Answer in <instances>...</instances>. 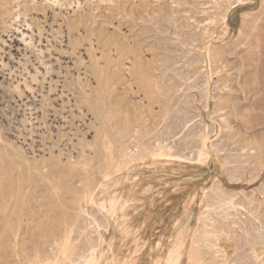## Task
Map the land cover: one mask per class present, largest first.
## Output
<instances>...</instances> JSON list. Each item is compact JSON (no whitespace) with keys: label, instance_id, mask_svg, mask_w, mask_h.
Returning a JSON list of instances; mask_svg holds the SVG:
<instances>
[{"label":"rangeland","instance_id":"obj_1","mask_svg":"<svg viewBox=\"0 0 264 264\" xmlns=\"http://www.w3.org/2000/svg\"><path fill=\"white\" fill-rule=\"evenodd\" d=\"M44 1L46 0H7L8 6L14 8L25 5H35L37 9L52 7L56 13V22L60 23L62 20V26H67L70 17L72 22L69 30L72 36L78 38L80 44H93L95 57H98L97 64L103 71L102 80L107 86L111 84L114 88V94L109 95L110 100L126 104L118 106L114 119L109 113L110 100L97 108L94 126L99 130L98 142L84 147L86 156L79 157V163L74 168L71 167L72 173L76 175L73 184L78 187L77 190H48L46 193L43 190L28 189L0 190V264H31L28 260L32 259L31 256H34L36 250H41L42 253L43 241L46 239L52 241L41 258L46 261L57 257L60 259L58 264H82L83 261L85 264H166L168 254L182 239L187 240L188 246L190 245L191 235L199 228V219L203 216H209L215 221L214 226L224 229L218 241V245L221 244L226 251L227 260L224 264H236L237 261V264H259L260 261V264H264V0ZM156 21L160 22L159 25ZM256 22L257 28L254 27ZM133 57L139 59L137 72L133 70L125 73L123 77L119 76L118 66ZM249 61L252 62L253 69L249 67L251 65L247 66ZM94 66L90 62L85 63L90 74L94 73ZM70 87L77 91L74 84ZM106 95L108 97V92ZM147 102L149 103L146 104ZM124 119H128L134 129L128 156L114 155L115 176L105 189L83 190L86 182H89L90 189L95 186L100 179L97 170L108 159L107 150L110 144L104 134L116 136ZM103 145L107 150L102 148ZM145 151H149V154ZM229 197H232L237 211L229 210L226 219L223 217L222 203ZM29 200L32 203L28 204ZM78 206L89 211L88 214L83 213L81 221L73 218ZM5 214L9 216L8 220H3ZM12 216L15 218H11ZM48 230H51V234ZM67 231L72 236L67 250L69 258L63 257L58 247ZM259 232L263 237L258 236ZM213 239L216 240V237ZM25 245L26 248H23ZM254 250L261 255V259H258L260 256L254 257ZM184 258L186 264V253Z\"/></svg>","mask_w":264,"mask_h":264},{"label":"bare ground","instance_id":"obj_2","mask_svg":"<svg viewBox=\"0 0 264 264\" xmlns=\"http://www.w3.org/2000/svg\"><path fill=\"white\" fill-rule=\"evenodd\" d=\"M17 1V0H16ZM23 1V0H22ZM36 1V0H35ZM43 1V0H42ZM48 1V0H46ZM44 1V2H46ZM105 1V0H104ZM107 1V0H106ZM126 1V0H125ZM173 1V0H172ZM176 1V0H175ZM188 0H186L187 2ZM190 1V0H189ZM192 1V0H191ZM209 1V0H208ZM221 1V0H220ZM223 1V0H222ZM221 1V2H222ZM249 1V0H248ZM33 2V0H32ZM41 2V1H40ZM50 2V1H49ZM48 2V3H49ZM56 2V1H55ZM109 2V1H108ZM123 2V1H122ZM182 1H180L181 3ZM202 2V1H201ZM206 2V0H205ZM211 2V1H210ZM228 2V1H227ZM51 3V2H50ZM80 3V2H79ZM97 3V1H96ZM170 3V2H169ZM183 3V2H182ZM193 3V2H192ZM208 3V2H207ZM232 3V2H231ZM230 3V4H231ZM11 4V3H10ZM42 4V3H41ZM55 4V3H53ZM72 4V3H71ZM69 4V5H71ZM102 4V3H101ZM109 4V3H108ZM159 4V2H158ZM176 4V3H175ZM197 4V3H196ZM29 5V4H28ZM61 5V4H60ZM94 5V4H93ZM151 5V4H150ZM155 5V4H154ZM157 5V4H156ZM170 5V4H169ZM184 5V4H182ZM182 5H180L182 7ZM194 5V4H193ZM64 6V5H63ZM72 6V5H71ZM172 6V5H171ZM197 6V5H196ZM226 6V5H225ZM228 6V5H227ZM73 7V6H72ZM76 7V5H75ZM165 7V6H164ZM190 7V6H189ZM217 7V6H216ZM219 7V5H218ZM221 7V6H220ZM229 7V6H228ZM63 8V7H62ZM174 8V7H173ZM179 8V7H178ZM200 8V7H199ZM223 8V6H222ZM92 9V8H91ZM164 9V8H163ZM176 9V8H175ZM183 9V8H182ZM188 9V8H187ZM203 9V8H202ZM208 9V8H207ZM89 10V9H88ZM162 10V9H161ZM167 10V9H166ZM179 10V9H178ZM177 10V11H178ZM194 10V9H193ZM225 10V9H224ZM206 11V10H205ZM94 12V11H93ZM96 12V11H95ZM145 12V11H144ZM174 12V10H173ZM211 12V11H210ZM123 13V11H122ZM161 13V12H158ZM156 13V14H158ZM163 13V12H162ZM166 13V12H165ZM187 13V12H185ZM204 13V12H203ZM219 13V12H218ZM68 14V12H65ZM167 14V13H166ZM182 14V13H181ZM202 14V13H201ZM221 14H224V12ZM89 15V14H88ZM125 15V14H124ZM133 15V14H132ZM160 15V14H159ZM162 15V14H161ZM170 15V14H169ZM168 15V17H169ZM188 15V14H187ZM191 15V14H190ZM204 15V14H203ZM212 15V14H211ZM262 16V14H260ZM70 16V14H69ZM123 16V15H122ZM164 16V15H163ZM186 16V15H185ZM210 16V15H209ZM221 16V15H220ZM56 13L52 7L37 9L35 5L9 7L7 0H0V190H77L73 181L76 175L71 167L79 163V157H85L84 147L98 142L99 130L94 126L97 108L105 105L114 94V88L102 80V68L97 64L95 49L91 43L80 44L78 38L70 32L72 20L67 26L62 20L57 23ZM131 17V16H130ZM134 17V16H133ZM148 17V16H147ZM151 17V16H150ZM166 17V15H165ZM173 17V16H172ZM171 17V18H172ZM188 17V16H187ZM225 17V16H224ZM241 17V16H240ZM245 17V16H244ZM68 19V17H66ZM95 18V17H93ZM126 18V17H125ZM145 18V17H144ZM157 18V16H156ZM98 19V18H97ZM122 19V18H121ZM132 19V17H131ZM143 19V18H142ZM175 19V18H174ZM193 19V18H192ZM201 19V18H200ZM100 20V18H99ZM165 20V19H164ZM168 20V19H167ZM180 20V19H179ZM178 20V21H179ZM202 20V19H201ZM204 20V19H203ZM202 20V21H203ZM216 20V19H215ZM244 20V19H243ZM70 21V22H69ZM98 21V20H97ZM126 21V20H125ZM142 21V20H141ZM145 21V19H144ZM152 21V19H151ZM163 21V20H162ZM192 21V20H191ZM217 21V20H216ZM223 21V19H222ZM140 22V21H139ZM157 22V21H156ZM159 22V21H158ZM158 22L156 24H158ZM189 22V20H188ZM69 23V24H68ZM106 23V22H105ZM160 23V22H159ZM172 23V22H171ZM193 23V22H192ZM197 23V22H196ZM152 24V23H151ZM169 24V23H168ZM191 24V22H190ZM207 24V23H206ZM159 25V24H158ZM176 25V24H175ZM185 25V24H184ZM194 25V24H193ZM192 25V26H193ZM217 25V24H216ZM55 26V28H54ZM162 26V25H161ZM170 26V25H168ZM200 26V25H199ZM203 26V25H202ZM211 26V24H210ZM258 22L254 25L257 28ZM94 27V26H93ZM108 27V26H107ZM136 27V26H135ZM186 27V26H184ZM189 27V25H188ZM214 27V26H213ZM144 28V27H143ZM142 28V29H143ZM146 28V27H145ZM172 28V27H171ZM199 28V27H198ZM212 28V27H211ZM135 29V28H134ZM166 29V28H165ZM182 29V28H181ZM194 29V28H193ZM141 30V29H139ZM144 30V29H143ZM157 30V29H156ZM173 30V29H172ZM185 30V29H184ZM203 30H205L203 28ZM207 30V29H206ZM134 31V30H133ZM198 31V30H197ZM209 31V30H208ZM162 32V31H161ZM181 32V31H180ZM187 32V31H185ZM239 32V31H238ZM143 33V32H142ZM182 33V32H181ZM192 33V32H191ZM197 33V32H196ZM205 33V32H204ZM225 33V32H223ZM145 34V33H144ZM155 34V33H154ZM158 34V33H157ZM163 34V33H162ZM201 34V33H200ZM209 34V33H208ZM220 34V33H219ZM143 35V34H142ZM147 35V34H145ZM167 35V34H166ZM189 35V34H188ZM202 35V34H201ZM204 35V34H203ZM212 35V34H211ZM225 35V34H224ZM153 36V35H152ZM178 36V35H177ZM182 36V35H181ZM180 36V37H181ZM195 36V33H194ZM248 36V35H247ZM143 37V36H142ZM187 37V36H186ZM144 38V37H143ZM151 38V37H150ZM166 38V37H165ZM92 39V38H91ZM174 39V38H173ZM186 39V38H185ZM191 39V38H190ZM189 39V40H190ZM195 39V38H194ZM201 39V38H200ZM221 39V38H220ZM145 40V39H144ZM148 40V39H147ZM146 40V41H147ZM156 40V39H155ZM158 40V39H157ZM169 40V39H168ZM94 41V40H93ZM165 41V40H164ZM188 41V40H187ZM191 41V40H190ZM193 41V40H192ZM158 42V41H157ZM182 42V41H181ZM247 42V41H246ZM147 43V42H146ZM153 43V42H152ZM161 43V42H160ZM174 43V42H173ZM179 43V42H177ZM197 43V42H196ZM200 43V42H198ZM249 43V42H248ZM155 44V43H153ZM159 44V43H158ZM246 44V43H245ZM176 45V44H175ZM214 45V44H213ZM170 46V45H169ZM180 46V45H179ZM194 46V45H193ZM156 47V46H155ZM187 47V46H186ZM212 47V45H211ZM215 47V46H214ZM165 48V47H164ZM200 48V47H199ZM220 48V47H219ZM222 48V47H221ZM213 49V48H212ZM175 50V49H173ZM183 50V49H182ZM196 50V49H195ZM154 51V50H153ZM226 51V50H225ZM255 51V50H254ZM113 52V50H112ZM155 52V51H154ZM174 52V51H173ZM186 52V51H185ZM189 52V51H188ZM201 52V51H200ZM253 52V51H252ZM160 53V52H159ZM166 53V52H165ZM190 53V52H189ZM232 53V51H231ZM154 54V53H153ZM170 54V53H169ZM174 54V53H173ZM194 54V53H193ZM196 54V53H195ZM210 54V53H209ZM216 54V53H215ZM243 54V53H242ZM182 55V54H181ZM199 55V54H198ZM229 55V53H228ZM236 55V54H235ZM184 56V55H183ZM195 56V55H194ZM206 56V55H205ZM217 56V55H216ZM263 56V55H262ZM100 57V56H99ZM104 57V56H103ZM181 57V56H180ZM161 58V57H160ZM166 58V57H165ZM170 58V57H169ZM197 58V57H196ZM203 58V57H202ZM212 58V57H211ZM129 59V58H128ZM173 59V58H172ZM201 59V58H200ZM199 59V60H200ZM216 59V58H215ZM230 59V58H229ZM106 60V58H105ZM104 60V61H105ZM113 60V58H112ZM116 60V59H115ZM114 60V61H115ZM170 61V60H169ZM178 61V60H176ZM188 62V60H185ZM190 61V60H189ZM193 61V59H192ZM191 61V62H192ZM198 61V60H197ZM213 61V60H212ZM253 61V60H252ZM261 61V60H260ZM94 64V75L85 68V63ZM109 62V61H108ZM116 62V61H115ZM139 59L126 60L117 68L119 76L131 71L137 72ZM156 62V61H155ZM171 62V61H170ZM173 62V60H172ZM171 62V63H172ZM179 62V61H178ZM194 62V61H193ZM201 62V61H200ZM220 62V61H219ZM154 63V62H153ZM190 63V62H189ZM198 63V62H197ZM214 63V62H213ZM151 64V63H150ZM156 64V63H154ZM215 64V63H214ZM219 64V63H218ZM246 64V63H245ZM152 65V64H151ZM163 65V64H162ZM161 65V66H162ZM173 65V64H172ZM198 65V64H197ZM221 65V63H220ZM251 65V66H249ZM261 65V64H259ZM112 66V65H111ZM156 66V65H155ZM166 66V65H165ZM175 66V65H173ZM192 66V65H191ZM251 69L252 62L247 63ZM116 67V66H115ZM181 67V66H180ZM184 67V66H183ZM190 67V66H189ZM194 67V65H193ZM208 67V66H207ZM206 67V68H207ZM221 67V66H220ZM170 68V67H168ZM199 68V67H198ZM222 68V67H221ZM220 68V69H221ZM158 69V68H157ZM161 69V68H160ZM187 69V68H186ZM189 69V68H188ZM196 69V68H195ZM200 69V68H199ZM249 69V68H248ZM255 69V68H254ZM141 70V69H140ZM203 70V69H202ZM263 70V69H262ZM116 71V70H115ZM173 71V70H172ZM185 71V70H184ZM214 71V70H212ZM217 71V70H216ZM215 71V72H216ZM219 71V70H218ZM221 71V70H220ZM219 71V72H220ZM244 71V70H243ZM175 72V71H174ZM183 72V71H182ZM193 72V71H192ZM238 72V71H237ZM106 73V72H105ZM155 73V72H154ZM160 73V72H159ZM169 73V72H168ZM217 73V72H216ZM221 73V72H220ZM161 74V73H160ZM185 74V73H184ZM193 74V73H192ZM203 74V73H202ZM256 74V73H255ZM263 73H261L262 75ZM183 75V73H182ZM214 75V74H213ZM218 75V74H216ZM162 76V75H161ZM170 76V75H169ZM185 76V75H184ZM189 76V75H188ZM203 76V75H202ZM206 76V75H205ZM255 76V75H254ZM105 77V76H104ZM138 77V76H137ZM156 77V76H155ZM164 77V75H163ZM167 77V76H166ZM244 77V75H243ZM250 77V76H249ZM256 77V76H255ZM185 78H187L185 76ZM184 78V79H185ZM189 78V77H188ZM197 78V77H195ZM216 78V77H215ZM220 78V77H219ZM225 78V77H224ZM262 78V77H261ZM166 79V78H165ZM177 79V78H176ZM179 79V78H178ZM183 79V78H182ZM206 79V78H205ZM222 79V78H221ZM229 79V78H228ZM146 80V79H145ZM162 80V79H161ZM203 80V79H202ZM215 80V79H214ZM253 80V79H252ZM261 80V79H260ZM156 81V80H155ZM160 81V80H159ZM183 81V80H182ZM200 81V80H199ZM218 81V80H217ZM255 82V80H253ZM252 81V82H253ZM142 82V81H141ZM166 82V81H165ZM181 82V81H179ZM203 82V81H202ZM250 82V81H249ZM253 82V83H254ZM137 83V82H136ZM146 83V82H145ZM153 83V82H152ZM161 83V82H160ZM183 85V82H181ZM213 83V82H212ZM242 83V81H241ZM74 84L77 91L71 89ZM132 84V83H130ZM172 84V83H170ZM193 84V83H192ZM195 84V80H194ZM198 84V83H197ZM219 84V83H218ZM128 85V84H127ZM139 85V84H138ZM153 85H155L153 83ZM173 85V84H172ZM212 85V84H211ZM217 85V84H216ZM226 85V84H224ZM169 86V85H168ZM214 86V85H213ZM212 86V87H213ZM243 86V85H242ZM264 86V85H263ZM178 87V86H177ZM180 87V86H179ZM187 87V86H186ZM218 87V86H217ZM222 87V86H221ZM226 87V86H225ZM143 88V87H142ZM204 88V87H203ZM206 88V87H205ZM258 88V87H256ZM75 89V88H74ZM156 89V88H155ZM165 89V88H164ZM173 89V88H172ZM181 89V88H180ZM218 89V88H217ZM140 90V89H139ZM147 90V89H146ZM176 90V89H175ZM183 90V87H182ZM206 90V89H205ZM220 90V89H219ZM149 91V90H148ZM187 91V90H186ZM194 91V89H193ZM214 91V90H213ZM247 91V90H246ZM108 92V97H107ZM146 92V91H145ZM151 92V90H150ZM149 92V93H150ZM157 92V90H156ZM199 92V91H198ZM251 92V91H250ZM166 93V92H165ZM172 93V92H170ZM178 93V91H177ZM193 93V92H192ZM258 93V92H257ZM130 94V93H129ZM147 94V92H146ZM154 94V92H153ZM187 94V93H185ZM242 94V93H241ZM250 94V93H249ZM248 94V95H249ZM255 94V93H254ZM106 95V96H105ZM121 95V94H120ZM156 95V94H155ZM177 95V94H176ZM195 95V94H194ZM192 95V96H194ZM198 95V93H197ZM133 96V95H132ZM152 96V95H151ZM172 96V95H171ZM170 96V97H171ZM229 96V95H228ZM252 96V95H250ZM260 96V95H258ZM157 97V96H156ZM185 97V96H184ZM190 97V96H189ZM199 97V96H198ZM247 97V96H246ZM108 98V99H107ZM159 98V97H158ZM175 99V97L173 96ZM193 98V97H191ZM252 98V97H251ZM134 99V98H133ZM157 99V98H156ZM162 99V98H161ZM179 99V98H178ZM185 99V98H184ZM189 99V98H188ZM187 99V100H188ZM234 99V98H233ZM247 99H249L247 97ZM182 100V99H181ZM186 100V101H187ZM219 100V99H218ZM167 101V100H166ZM170 101V100H169ZM199 101V99H198ZM206 101V100H205ZM222 101V100H221ZM234 101V100H233ZM243 101V100H242ZM153 102V100H152ZM157 102V101H155ZM163 102V101H162ZM204 102V101H203ZM217 102V101H216ZM237 102V101H236ZM235 102V103H236ZM240 102V101H239ZM248 102V101H247ZM147 102L146 104H148ZM178 103V102H177ZM233 103V102H232ZM244 103V102H243ZM126 103L110 100V115L114 119L118 106ZM156 104V103H155ZM193 104V103H192ZM129 105V104H128ZM152 105V104H151ZM199 105V104H198ZM202 106V104H200ZM244 105V104H243ZM246 105V104H245ZM167 106V105H166ZM190 106V104H189ZM204 106V105H203ZM161 107V106H160ZM107 108V107H106ZM122 108V107H121ZM166 108V107H165ZM179 108V107H178ZM201 108V107H200ZM206 108V107H205ZM215 108V107H214ZM220 108V107H219ZM170 109V108H169ZM181 109V108H180ZM195 109V108H194ZM177 109H175L176 111ZM99 111V110H98ZM143 111V110H142ZM180 111V110H179ZM178 111V112H179ZM187 111V110H186ZM189 111V110H188ZM212 111V110H211ZM214 111V110H213ZM137 112V111H136ZM221 112V111H220ZM245 112V110H244ZM108 113V112H107ZM143 113V112H142ZM180 113V112H179ZM185 113V112H184ZM183 113V114H184ZM213 113V112H212ZM173 114V113H172ZM178 114V113H177ZM222 114V113H221ZM124 115V113H123ZM155 115V114H154ZM219 115V114H217ZM236 115V114H235ZM246 115V112H245ZM107 116V115H106ZM157 116V115H155ZM189 116V115H188ZM196 116V115H194ZM237 116V115H236ZM167 117V116H166ZM170 117V116H169ZM211 117V116H210ZM216 117V116H215ZM177 118V117H176ZM183 118V116H182ZM186 118V117H185ZM238 118V116H237ZM173 119V118H172ZM180 119V118H179ZM178 119V120H179ZM188 119V118H187ZM192 119V118H191ZM239 119V118H238ZM144 120V119H143ZM220 120V118H219ZM234 120V119H233ZM237 120V119H236ZM253 120V119H252ZM171 121V120H170ZM176 121V120H175ZM189 121V120H188ZM104 122V121H103ZM172 122V121H171ZM178 122V121H177ZM193 122V121H192ZM161 123V122H159ZM162 124V123H161ZM169 124V123H168ZM177 124V123H176ZM182 124V122H181ZM209 124V123H208ZM211 124V123H210ZM225 124V123H224ZM242 124V123H241ZM244 124V123H243ZM115 125V124H114ZM173 125V124H172ZM194 125V123L192 124ZM197 125V124H195ZM206 125V123H205ZM246 125V123H245ZM148 125H146L147 127ZM160 126V125H159ZM225 126V125H224ZM229 126V125H228ZM227 126V127H228ZM250 126V125H249ZM105 127V126H104ZM162 127V126H161ZM212 127V126H211ZM171 128V126H170ZM174 128V127H173ZM186 128V127H185ZM190 128V127H189ZM188 128V129H189ZM205 128V127H204ZM214 128V126H213ZM212 128V129H213ZM249 128V127H248ZM247 128V129H248ZM143 129V128H142ZM156 129V128H155ZM159 129V128H158ZM167 129V128H166ZM176 129V128H175ZM201 129V128H200ZM203 129V128H202ZM211 129V128H210ZM152 130V129H150ZM179 130V129H178ZM184 130V129H183ZM182 130V132H184ZM208 130V129H207ZM226 130V129H224ZM229 130V129H227ZM107 131V130H106ZM112 131V130H111ZM133 125L124 119L116 136H104L110 144L108 159L100 166L97 173L100 179L90 189L86 182L83 190H103L114 179V155L128 156L132 142ZM144 131V130H141ZM157 131V130H156ZM164 131V130H163ZM249 131V130H248ZM179 132V131H178ZM192 132V130H191ZM190 132V133H191ZM194 132V131H193ZM192 132V133H193ZM210 132V131H209ZM227 132V131H226ZM107 133V132H106ZM162 133V132H161ZM165 133V132H164ZM176 133V132H175ZM188 133V132H187ZM189 133V134H190ZM200 133V132H199ZM103 134V133H102ZM167 134V133H166ZM224 133H222L223 135ZM182 135V134H181ZM199 135V134H198ZM169 136V135H168ZM190 136V135H189ZM197 136V135H196ZM178 137V136H177ZM193 135L191 136V138ZM90 138V141L88 140ZM155 138V137H154ZM159 138V137H158ZM167 138V136H166ZM173 138V137H172ZM175 138V137H174ZM182 138V137H181ZM179 138V139H181ZM224 138V137H223ZM183 139V138H182ZM221 139V138H220ZM226 139V138H224ZM190 140V137H189ZM194 140V139H193ZM222 140V139H221ZM144 141V140H143ZM167 141V140H166ZM185 141V140H184ZM195 141V140H194ZM209 141V140H208ZM220 141V140H219ZM255 141V140H254ZM105 142V140H104ZM134 142V141H133ZM147 142V141H146ZM196 142V141H195ZM213 142V140H212ZM244 142V140H243ZM250 142V141H248ZM157 143V142H156ZM170 143V142H169ZM188 143V142H187ZM219 143V142H218ZM228 143V142H227ZM245 143V142H244ZM103 144V143H102ZM106 144V143H105ZM134 144V143H133ZM146 144V143H145ZM171 144V143H170ZM210 144V143H209ZM215 144V143H214ZM217 144V143H216ZM242 144V143H241ZM247 144V143H246ZM107 145V144H106ZM149 145V144H148ZM155 145V144H154ZM194 145V144H193ZM200 145V144H199ZM205 145V144H204ZM203 145V146H204ZM226 144H224L225 146ZM228 145V144H227ZM250 145V144H249ZM252 145V144H251ZM162 146V145H161ZM179 146V145H178ZM230 146V145H229ZM159 147V146H158ZM171 147V146H170ZM182 147V146H181ZM191 147V146H190ZM218 147V146H217ZM238 147V146H237ZM147 148V147H146ZM198 148V146H197ZM214 148V147H213ZM155 149H157L155 147ZM171 149V148H170ZM175 149V148H174ZM184 149V148H183ZM181 149V150H183ZM205 149V148H204ZM239 149H241L239 147ZM249 149V148H247ZM256 149V148H255ZM101 150V148H100ZM103 150V149H102ZM103 150V151H104ZM173 150V149H172ZM177 150V149H176ZM202 150V149H201ZM159 151V150H158ZM161 151V150H160ZM193 151V150H192ZM197 151V150H194ZM220 151V150H219ZM232 151V150H231ZM264 151V149H263ZM146 152V151H145ZM147 151L146 153H148ZM186 152V151H185ZM184 152V153H185ZM259 152V151H258ZM137 153V152H135ZM170 153V152H169ZM182 153V152H181ZM211 153V152H210ZM215 153V152H214ZM217 153V151H216ZM248 153V152H247ZM250 153V152H249ZM252 153V152H251ZM131 154V153H130ZM134 154V153H133ZM149 154V153H148ZM154 154V153H153ZM157 155V153H155ZM177 154V153H176ZM186 154V153H185ZM220 154V153H219ZM260 154V153H259ZM264 154V153H263ZM105 155V153L103 154ZM160 155V154H159ZM212 155V153H211ZM106 156V155H105ZM155 156V155H154ZM180 156V155H179ZM242 156V155H241ZM248 156V155H247ZM81 157V158H82ZM157 157V156H156ZM182 157V156H181ZM195 157V156H194ZM245 157V154H244ZM259 157V156H258ZM154 158V157H152ZM196 158V157H195ZM239 158V157H238ZM250 158V157H249ZM257 158V157H256ZM142 159V158H141ZM171 159V158H170ZM174 159V158H173ZM228 159V157H227ZM242 159V158H241ZM123 160V159H122ZM229 160V159H228ZM234 160V159H232ZM250 160V159H249ZM193 161V160H192ZM223 161V160H222ZM220 161V162H222ZM227 161V160H226ZM235 161V160H234ZM247 161V160H246ZM244 162V161H243ZM250 162V161H249ZM252 162V161H251ZM259 162V161H258ZM263 162V161H262ZM209 163V162H208ZM234 163V162H233ZM248 163V161H247ZM256 163V162H255ZM261 163V161H260ZM224 164V163H223ZM240 164V163H239ZM249 164V163H248ZM251 164V163H250ZM81 165V164H80ZM86 165V164H85ZM233 165V164H232ZM237 165V163L235 164ZM241 165V164H240ZM259 165V164H258ZM226 166V165H225ZM248 166V165H247ZM250 166V165H249ZM254 166V165H253ZM84 167V166H83ZM86 167V166H85ZM257 167V166H256ZM261 167V166H260ZM241 168V167H240ZM251 168V167H250ZM259 168V166H258ZM78 169V168H77ZM125 169V168H124ZM232 169V168H230ZM234 169V168H233ZM83 170V169H82ZM85 170V168H84ZM117 170V169H116ZM215 170V169H214ZM229 170V169H228ZM238 170V169H237ZM246 170V169H245ZM250 170V169H249ZM232 171V170H231ZM235 171V170H234ZM242 171V170H239ZM261 171V170H260ZM248 172V171H247ZM253 172V171H252ZM256 172V171H255ZM232 174L234 172H231ZM236 173V172H235ZM260 173V172H259ZM85 174V173H84ZM258 174V173H257ZM238 175V174H237ZM86 176V175H85ZM236 176V175H235ZM239 176V175H238ZM237 176V177H238ZM116 179V178H115ZM232 179V178H231ZM238 180V179H237ZM236 180V181H237ZM216 181V180H215ZM233 181V180H232ZM205 183V182H204ZM215 183V182H214ZM262 183V182H261ZM213 186H216L213 184ZM212 186V187H213ZM219 186V185H218ZM264 186V185H263ZM262 186V187H263ZM216 188V187H215ZM256 188V187H255ZM258 189V188H257ZM27 190V193H28ZM228 190V189H227ZM263 190V189H262ZM260 191V189L258 190ZM56 192V191H55ZM216 192V191H215ZM218 192V191H217ZM257 192V191H256ZM243 193V192H242ZM260 193V192H259ZM15 194V193H14ZM208 194V193H207ZM235 194V193H234ZM30 195V194H29ZM204 195V194H203ZM202 195V196H203ZM233 195V194H232ZM12 196V195H11ZM23 196V195H22ZM53 196V195H52ZM206 196V195H205ZM220 196V195H218ZM223 196V195H222ZM245 196V195H244ZM250 196V195H247ZM27 197V196H26ZM31 197V196H30ZM85 197V196H84ZM89 197V196H88ZM210 197V196H209ZM214 197V196H213ZM234 197V196H233ZM260 197V196H259ZM28 198V197H27ZM26 198V199H27ZM70 198V197H69ZM221 198V197H220ZM224 198V197H223ZM10 199V198H9ZM25 199V200H26ZM35 199V198H33ZM38 199V198H37ZM57 199V198H56ZM85 199V198H84ZM90 199V198H89ZM208 199V198H207ZM218 199V198H217ZM238 199V198H237ZM252 199V198H251ZM256 199V198H255ZM212 200V199H211ZM213 201V200H212ZM211 201V202H212ZM217 201V200H216ZM221 201V200H220ZM241 201V200H239ZM10 202V201H9ZM8 202V203H9ZM15 202V201H14ZM106 202V201H105ZM209 202V201H208ZM246 202V200H245ZM263 202V201H262ZM27 203H32L30 200ZM36 203V201H35ZM97 203V202H96ZM210 203V202H209ZM240 203V202H239ZM238 203V204H239ZM242 203V202H241ZM253 203V202H252ZM14 204V203H12ZM21 204V203H20ZM25 204V203H24ZM82 204V203H81ZM99 204V203H98ZM108 204V203H107ZM205 204V203H204ZM214 204V203H213ZM217 205V203H215ZM218 204H221L220 202ZM223 217L227 219L231 210L237 211L232 197L222 203ZM23 205V204H22ZM31 205V204H30ZM37 205V204H36ZM39 205V204H38ZM37 205V206H38ZM84 205V204H83ZM253 205V204H252ZM251 205V206H252ZM7 206V205H5ZM21 206V205H20ZM24 206V205H23ZM41 206V203H40ZM80 206V205H79ZM73 214L75 220L82 219L85 209L79 207ZM111 206V205H109ZM243 206V205H242ZM250 206V204H249ZM248 206V207H249ZM255 206V205H254ZM26 207V204H25ZM32 207V206H31ZM85 207V205H84ZM99 207V206H98ZM211 207V206H210ZM246 207V206H245ZM244 207V208H245ZM247 207V209H248ZM38 208V207H37ZM89 208V207H88ZM216 208V207H215ZM218 208V206H217ZM239 208V207H238ZM32 209V208H31ZM94 209V208H93ZM96 209V208H95ZM206 209V208H204ZM36 210V208H35ZM209 210V209H208ZM218 210V209H217ZM222 210V209H221ZM230 210V211H229ZM249 210V209H248ZM247 210V211H248ZM256 210V209H255ZM254 210V211H255ZM15 211V210H14ZM23 211V210H21ZM95 211V210H94ZM102 211V210H101ZM106 211V210H105ZM211 211V210H210ZM213 211V210H212ZM219 211V210H218ZM8 213V212H7ZM11 213V212H9ZM37 213V212H36ZM93 215V211H91ZM212 213V212H211ZM253 213V212H252ZM243 214V213H242ZM251 214V213H250ZM256 214V213H255ZM263 214V213H262ZM19 215V213H18ZM37 215V214H36ZM248 215V214H247ZM1 216V215H0ZM106 216V214H105ZM219 216V215H218ZM232 216V215H231ZM253 216V215H252ZM94 217V216H93ZM100 217V216H99ZM242 217V216H241ZM255 217V216H254ZM11 218H15L12 216ZM21 218V217H20ZM85 218V217H84ZM101 218V217H100ZM220 219V217H217ZM237 218V217H236ZM261 218V217H260ZM9 216L4 215L3 220ZM17 219V218H16ZM30 219V218H29ZM104 219V216H103ZM223 219V218H222ZM230 219V218H229ZM247 219V218H246ZM251 219V216H250ZM15 220V219H14ZM25 220V219H24ZM225 220V219H224ZM222 220V222L224 221ZM240 220V219H239ZM255 220V219H254ZM263 220V219H262ZM20 221V220H19ZM99 221V220H98ZM101 221V219H100ZM209 221V222H207ZM212 221V222H211ZM243 222V220H241ZM84 222H86L84 220ZM209 216L199 219V228L191 235V243L182 239L177 247L168 254L166 264H224L226 251L218 245L221 226H214ZM230 222V221H229ZM235 222V221H234ZM254 222V221H252ZM0 223H2L0 221ZM25 223V222H24ZM27 223V222H26ZM100 223V222H99ZM98 223V224H99ZM238 223V222H237ZM249 223V221H248ZM251 223V222H250ZM255 223V222H254ZM87 224V223H86ZM257 224V223H256ZM264 224V223H263ZM83 225V224H82ZM227 225V224H226ZM230 225V224H229ZM240 225V224H239ZM92 226V225H91ZM97 227V225H95ZM103 226V225H102ZM211 226L212 228H208ZM247 226V225H246ZM254 226V225H253ZM259 226V225H258ZM257 226V227H258ZM16 227V226H15ZM78 227V226H77ZM87 227V226H86ZM100 227V226H99ZM228 227V226H227ZM237 227V226H236ZM245 227V226H244ZM260 227V226H259ZM61 228V227H60ZM203 228V229H200ZM229 228V227H228ZM242 228V227H240ZM264 228V227H263ZM69 229V228H68ZM94 229V227H93ZM98 229V228H97ZM96 229V230H97ZM200 229V230H199ZM250 229V228H249ZM256 229V228H255ZM6 230V229H5ZM242 230V229H241ZM257 230V229H256ZM16 231V230H15ZM63 231V230H62ZM78 231V230H77ZM21 232V231H20ZM33 232V231H32ZM68 232V231H67ZM88 232V231H87ZM233 232V231H232ZM253 232V231H252ZM10 233V232H9ZM16 233V232H15ZM22 233V232H21ZM51 234V230H48ZM76 233V232H75ZM83 233V232H80ZM93 233V232H92ZM226 233V231H225ZM256 233V232H255ZM247 234V233H246ZM260 237L262 234L258 233ZM96 235V234H95ZM245 235V234H244ZM251 235V234H250ZM89 236V235H88ZM246 236V235H245ZM257 236V235H256ZM16 237V236H15ZM34 237V236H33ZM71 232L63 234L58 243L63 257L69 258L67 250L72 241ZM94 237V236H92ZM177 237V236H176ZM216 237V240L213 238ZM229 237V236H228ZM247 237V236H246ZM250 237V236H249ZM253 237V236H251ZM20 238V237H19ZM36 238V237H35ZM78 238H80L78 236ZM101 238V237H100ZM235 238V237H234ZM241 238V237H240ZM244 238V237H243ZM258 238V237H257ZM13 239V238H12ZM37 239V238H36ZM81 239V238H80ZM175 239V238H174ZM250 239V238H249ZM261 239V238H260ZM10 240V239H9ZM96 240V239H95ZM245 240V239H244ZM243 240V241H244ZM255 240V239H254ZM51 239L43 241L42 253L34 252L31 264H58L60 259L54 257L46 261L41 257L50 245ZM91 241V240H88ZM100 241V240H98ZM97 241V242H98ZM15 242V241H14ZM20 242V241H19ZM25 242V241H24ZM255 242V241H254ZM262 242V241H261ZM26 243V242H25ZM28 243V242H27ZM26 243V244H27ZM32 243V242H31ZM37 243V242H36ZM88 243V242H87ZM93 244L92 242H90ZM242 244V242H239ZM257 243V242H256ZM13 244V243H12ZM11 244V245H12ZM15 244V243H14ZM13 244V245H14ZM20 244V243H19ZM75 244V243H74ZM263 244V242H262ZM83 245V242H82ZM245 245V244H244ZM249 245V244H248ZM251 245V244H250ZM27 245H25L26 248ZM73 246V245H72ZM76 246V245H75ZM238 246V245H237ZM246 246V245H245ZM253 246V245H252ZM257 246V245H256ZM82 247V246H81ZM90 247V246H89ZM240 247V246H239ZM244 247V246H243ZM242 247V248H243ZM247 247V246H246ZM31 248V247H30ZM87 248V247H86ZM15 249V248H14ZM49 249V248H48ZM137 249V248H136ZM255 249V248H254ZM31 250V249H30ZM52 250V249H51ZM90 250V249H89ZM242 250V249H241ZM50 251V250H48ZM53 251V250H52ZM57 251V250H56ZM77 251V250H76ZM83 251V250H82ZM186 251V252H185ZM244 251V250H243ZM54 252V251H53ZM72 252V251H71ZM237 252V251H235ZM9 253V252H8ZM44 253V254H43ZM75 253V252H74ZM89 253H91L89 251ZM88 253V254H89ZM97 253V252H96ZM243 253V252H242ZM245 253V251H244ZM250 253V252H249ZM254 257L261 255L253 251ZM260 253V252H259ZM33 254V253H32ZM42 254V255H40ZM13 255V254H12ZM29 255V254H28ZM50 255V254H49ZM73 255V254H72ZM85 255V254H84ZM93 255V254H92ZM132 255V254H131ZM239 255V254H238ZM241 255V253H240ZM247 255V254H246ZM74 256V255H73ZM72 256V257H73ZM78 259H79V255ZM91 256V255H90ZM44 257V256H43ZM81 257V256H80ZM85 257V256H84ZM235 257V256H234ZM238 257V256H237ZM244 257V256H242ZM83 258V256H82ZM245 258V257H244ZM244 258L242 260H244ZM247 258V257H246ZM251 258V257H250ZM30 259V258H29ZM71 259V258H70ZM236 259V257L234 258ZM252 259V258H251ZM75 260V259H74ZM77 260V259H76ZM246 260V259H245ZM90 261V260H89ZM95 261V260H94ZM99 261V260H98ZM234 261V260H232ZM237 261V260H236ZM250 262L249 260H247ZM260 261V260H259ZM80 262V261H79ZM235 262V261H234ZM238 262V261H237ZM236 262V264H237ZM257 263V261H254ZM27 263V262H26ZM85 264L83 261L82 264ZM232 263V262H231ZM259 263V262H258ZM261 263V261H260ZM259 263V264H260ZM19 264V263H18ZM96 264V263H95ZM233 264V263H232ZM250 264V263H249ZM263 264V263H262Z\"/></svg>","mask_w":264,"mask_h":264}]
</instances>
